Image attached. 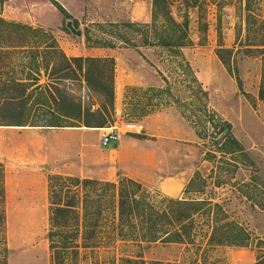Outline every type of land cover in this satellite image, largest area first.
Listing matches in <instances>:
<instances>
[{
    "label": "rangeland",
    "instance_id": "1",
    "mask_svg": "<svg viewBox=\"0 0 264 264\" xmlns=\"http://www.w3.org/2000/svg\"><path fill=\"white\" fill-rule=\"evenodd\" d=\"M195 1L166 0L162 10L159 6L160 17L149 29L153 45H146L148 29L143 26L153 24V0H81L71 11L65 9L69 20L57 6L61 0L0 4L7 2L19 10L17 19L11 21L39 30L35 40L40 44L53 36L68 57L115 60V110H103L104 127L63 119V112L74 116L76 110L66 106V99L56 104L49 92L40 95L38 91L24 110L31 123L79 126L72 130L13 126L0 118V162L6 172L0 262L57 264L49 239L52 201H63L51 193L54 175L79 179V184L68 185L77 195L82 225L79 232L69 229L63 235L78 248L65 252L62 264H256L264 259V0H198L196 6ZM165 5L176 22H188V44L182 48L160 45L164 27L175 30L164 15ZM73 14H95V19H76ZM100 14L125 17L101 19ZM32 20L36 24L27 23ZM73 20L81 36L67 28ZM125 22L142 25L131 28L122 25ZM21 59L13 69L0 60L1 81L10 78L12 70L24 77ZM47 73L42 71L40 77L43 86L49 84ZM58 84L86 112L101 109L104 97L90 91L83 79L63 78ZM147 113L160 114V119L146 126L141 116ZM174 115L186 129L180 132V140L160 141L164 151L171 153L164 171L192 175L181 199L195 205L168 204L169 197L157 189V183L144 188L161 212L160 219L155 217L157 236L173 229L169 217L195 210L191 237L184 243L149 242L148 232L144 231V237L140 229V218L137 229L119 226L114 188L88 185L84 180L117 182L122 177L116 159L110 157L115 142L108 148L99 143L102 128L117 123L122 140L158 139L163 125L172 128ZM88 117L93 125L103 121L98 114ZM127 122L144 124V133L127 132L123 127ZM100 194L104 196L99 198ZM150 223L145 218L146 230Z\"/></svg>",
    "mask_w": 264,
    "mask_h": 264
},
{
    "label": "trees",
    "instance_id": "2",
    "mask_svg": "<svg viewBox=\"0 0 264 264\" xmlns=\"http://www.w3.org/2000/svg\"><path fill=\"white\" fill-rule=\"evenodd\" d=\"M5 0H0V4H3ZM166 0H153L152 10V25L144 24L147 34L144 38L146 45H153V41L149 37V29L151 26H155L162 10L163 3ZM198 0L194 2L196 6ZM60 11L65 15L66 19H71V16L65 10V8L57 3ZM164 15L175 26L174 31H170L168 26L164 27V31L160 34V45L167 48H182L188 44L187 28L188 22L178 23L171 17V12L167 5H165ZM73 26L79 30L76 21H72ZM124 26L136 28L137 24L134 22L122 23ZM68 28V27H67ZM39 30L32 26L8 21L0 16V60L6 62L12 69L14 68L17 59L22 58L24 64L22 65L24 77H17L14 70L10 78L5 81L0 80V118L1 122L13 125V126H56V127H75L79 125H62V124H33L31 123L24 112L27 100L34 94V92H40V95L49 92L52 100L57 104L66 99V106L76 110V114L71 116L69 113H62L63 119L71 121H82L87 127H104L107 123L104 117L103 110L110 113L115 110V60L111 57H68L66 53L58 46L55 37L51 36L50 40L45 43H38L35 38L39 34ZM129 44V40H125ZM60 63L57 69V65ZM52 66L51 72L47 73L50 65ZM42 71H45L48 75L49 84L43 86L40 84V77ZM50 71V70H49ZM63 71H67L61 75ZM11 73V72H10ZM9 73V74H10ZM61 75V76H60ZM63 78L69 79H83L87 84L90 91L104 97L101 109L98 112H86L83 110V106L80 102H77L73 96L61 88L58 84V80ZM58 95V96H57ZM21 106V107H20ZM2 111H8L4 115ZM102 117V123L93 125L92 121L88 117L89 115H96ZM150 113L144 114L141 117L147 116ZM3 125V124H0ZM5 168L0 162V228L4 227L5 223V209L4 202L6 198L5 188ZM76 182L79 184V179L73 177H65L62 175H54L50 179V187L52 195H55L59 201L53 199L52 210V230L49 233V239L51 242V249L54 254V259L57 264H62L65 258V252L69 251L73 247L78 248L76 242H70L68 239H63V235L66 234L69 229H77L79 232L82 225V218L79 213L77 195L72 186L68 185V182ZM84 182L88 185H100L105 189H113L118 197V210H119V226L130 225L137 229L139 228L138 218H140V229L143 231L144 237L149 242H156L160 239L163 241H172L184 243L190 239V231L192 229L191 218L192 213L195 210H189L179 216H173V219L169 217L173 229H166L164 235L159 237L156 234L158 229V222H155V217L160 219V210H158L153 202L150 201L149 192L144 188V184L122 176L117 182H105L101 180H89ZM147 187V186H146ZM104 196L100 194L99 198ZM203 204V201H200ZM178 205H195L194 202L184 199L169 198L168 204ZM198 203V202H197ZM84 211H87V207H84ZM163 213V212H162ZM165 216H170L165 211ZM145 218L152 223L146 230ZM75 220V224L70 222ZM85 221H88L86 215ZM84 222V221H83ZM73 228H72V227ZM123 231V229H122ZM147 231V232H144ZM158 233V232H157ZM62 236V237H61ZM62 238V239H60ZM87 244V243H86ZM0 264H7L6 260L0 262ZM256 264H264V259H259Z\"/></svg>",
    "mask_w": 264,
    "mask_h": 264
},
{
    "label": "crops",
    "instance_id": "3",
    "mask_svg": "<svg viewBox=\"0 0 264 264\" xmlns=\"http://www.w3.org/2000/svg\"><path fill=\"white\" fill-rule=\"evenodd\" d=\"M80 2L81 0H61V5L68 11H71L73 8H76ZM8 9H11V12L7 11ZM19 13V10L7 2L3 6L0 5V15H2V17L6 20H16L19 16ZM73 15L76 19L80 16H87L86 19H90L92 21L95 19V14H77L78 16L75 14ZM56 17L59 20L57 22L59 24L61 21V14H58L57 12ZM119 17H125V14H100L101 19H119ZM27 23H31V25L36 24L33 20L32 22ZM166 117L168 116H161V119H166ZM154 119L159 120L160 114L154 115V113H152L145 116V121L147 122H145L146 126H150V124L153 125ZM67 128L71 130L76 129L75 127ZM185 129L186 128L182 124L180 118H178V116L176 118L174 115L172 120V128L163 125L161 133L159 132L157 134L158 139H147L142 141L132 137H127L122 140L123 136L121 135L120 141L115 142L114 147H110V157L116 159L115 163L118 164V171H120L119 176H125L134 179L145 186H150L153 185V183H157V189L164 196L181 199L185 193L188 183L192 179V175L181 170L168 175L165 173L164 170L167 166L164 165L165 163L169 162L168 155H171V153L164 151V148L162 147L163 144L160 141L180 140L182 137L180 132H182V130L185 131ZM190 130L191 129L188 131ZM161 137L163 140H160ZM114 153L115 156H113Z\"/></svg>",
    "mask_w": 264,
    "mask_h": 264
},
{
    "label": "built area",
    "instance_id": "4",
    "mask_svg": "<svg viewBox=\"0 0 264 264\" xmlns=\"http://www.w3.org/2000/svg\"><path fill=\"white\" fill-rule=\"evenodd\" d=\"M127 132L141 134L144 131V125L137 122H127L123 125ZM100 144L108 146L110 143L118 142L121 137V128L117 125H111L107 128H102Z\"/></svg>",
    "mask_w": 264,
    "mask_h": 264
},
{
    "label": "water",
    "instance_id": "5",
    "mask_svg": "<svg viewBox=\"0 0 264 264\" xmlns=\"http://www.w3.org/2000/svg\"><path fill=\"white\" fill-rule=\"evenodd\" d=\"M67 27L71 30V32L77 36H81L82 35V31L81 30H77L74 26H73V22L72 21H68L67 22Z\"/></svg>",
    "mask_w": 264,
    "mask_h": 264
}]
</instances>
